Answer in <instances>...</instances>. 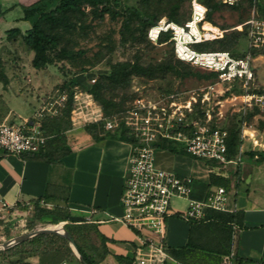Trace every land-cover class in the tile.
<instances>
[{
  "label": "built area",
  "instance_id": "1",
  "mask_svg": "<svg viewBox=\"0 0 264 264\" xmlns=\"http://www.w3.org/2000/svg\"><path fill=\"white\" fill-rule=\"evenodd\" d=\"M212 1L235 6L246 0ZM248 1L250 18L234 27H223L209 20L210 7L206 0H189L190 17L183 23L162 17L150 27L151 41L157 43L163 33L169 34L176 57L200 70L203 84L198 88L139 95L125 110L110 116L103 114L89 91L74 93L75 119L101 122L104 131L125 129L129 134L131 153L121 198L123 214L109 219L123 222L136 233L132 264H166L171 258L166 237L168 218L174 214L172 201L175 197L187 198L193 191L194 178L160 167L156 162L157 151H175L179 145L194 158L217 161L224 169L232 165L236 171L242 163L243 147L230 157L229 131L218 125L227 113L240 114L241 140L249 137L254 145L260 144L253 123L246 117L256 111L254 118L264 120V83L259 81L255 65V61L264 60V0ZM233 30L245 32L248 46L243 55L230 50L194 48L223 39ZM97 78L98 73H94L89 85ZM67 98L64 93L55 102H45L32 117L0 123V152L22 155L44 150L49 135L40 119L46 110L57 112L55 104L63 106ZM229 196L228 188L218 185L209 192L206 201L190 199L182 216L187 221L202 220L209 209L228 211ZM90 212L94 214L97 210ZM224 258L226 264H238L234 252Z\"/></svg>",
  "mask_w": 264,
  "mask_h": 264
},
{
  "label": "crops",
  "instance_id": "2",
  "mask_svg": "<svg viewBox=\"0 0 264 264\" xmlns=\"http://www.w3.org/2000/svg\"><path fill=\"white\" fill-rule=\"evenodd\" d=\"M37 1L39 0H0V47L9 44V29L19 27L26 31L30 28V22L23 19L24 9ZM35 70L39 74L34 79L33 87H38L36 93L40 97L37 99L26 96V100L36 104L35 110H38L46 98L43 92L52 86L53 79L45 72L47 68ZM9 96V93L0 94V123L31 117V114L22 113L27 112V101ZM113 133L115 132L110 136L101 133L95 138L81 126L68 130V146L71 151L55 163L0 152V209L25 208L27 205H34L33 200L47 196L49 202H40V206L59 207L69 214L71 218L61 220L62 225L69 223L75 226V236L82 247L92 245L91 248L96 253H87L97 264H125L117 256L128 259L129 264H132L137 244L136 233L123 222L109 219L110 216L123 214L121 198L131 153L130 143ZM157 164L188 175L179 169L177 163L171 166L159 162ZM262 170L260 165L247 168L241 163L240 177H234L232 183L236 190L230 192V206L228 211H224H237L240 216L241 227L235 226V237L229 252H234L238 264H264V192L258 190V186L264 184ZM206 177L208 176L205 179ZM245 184L247 188L242 190ZM203 185L197 182L189 197L173 199L174 214L167 221L168 247L184 246L189 241L191 226L187 225L186 219H180L175 213H184L190 199L206 201L209 187L203 193ZM92 209L97 212L92 214ZM55 217L58 218L57 215ZM28 262L40 264L41 257L32 256L28 258Z\"/></svg>",
  "mask_w": 264,
  "mask_h": 264
},
{
  "label": "rangeland",
  "instance_id": "3",
  "mask_svg": "<svg viewBox=\"0 0 264 264\" xmlns=\"http://www.w3.org/2000/svg\"><path fill=\"white\" fill-rule=\"evenodd\" d=\"M208 2L210 5L213 4L212 0H208ZM123 3L127 7H135L139 9V11L143 15H148L151 18H153L157 14L156 11H164V5L161 4L159 0H123ZM219 6L220 7L212 14L213 19L209 17L208 19L223 27H234L240 24L242 18L245 20L250 18L252 13L251 7L248 4H244L242 6L241 4H238L236 7L226 5ZM178 11L181 21L187 19L190 14L189 0L182 2ZM161 16L165 17L166 15L162 14ZM73 21L77 22V28L72 31V34L65 33L66 36L64 38V41H66V43L70 47H72L75 52L78 53V65H72L71 69L70 67H68V65L70 64L67 63H64L63 67L60 66V63L47 67V70H45V72L51 76L53 82L52 86L43 92V96L46 98L44 99L45 101L40 105L43 106L45 102H55L56 99H58L62 94L72 92V109L67 118H65L66 121L70 123L71 129L75 127L78 128L80 126L86 128L88 125L96 124L98 125V130L104 131L101 122L92 123L86 120H79L74 118L76 117V114L73 111L76 106L74 93L76 90L90 92V77L94 73H98V77L100 75H106L110 72L111 63L140 58L141 61L145 64H155L160 63L165 59H171L174 64L178 65L179 69L185 70L189 68V65L187 63L180 64L177 62V59L174 56L169 44H156L145 37L142 31H138L135 34L136 36H134L131 31L133 28L138 26V23L135 20L133 21L130 29L125 32V35L122 34L121 31L122 19L118 18L116 20H113L108 15H106L103 19H93L89 12V7L85 8L84 14L74 15ZM237 32L239 31L233 30L229 33ZM239 38V45L235 47L234 50L236 52L242 53L247 48L248 43L246 37L243 34L240 35ZM194 48L200 51L210 48V46L196 45L194 46ZM0 55L4 58V72L7 77V80L5 82L0 81V94L2 93V95H4L5 93H9V97H16L21 101H27L25 103L27 112L22 111V113L31 114L32 117L36 111L35 108H37V105H33V103L28 102L26 98H31V96H34L38 99L40 97L36 93L38 87H33L34 79H36L37 74H39V71L35 70L36 68H34L31 63L33 53L29 51L25 47V45L19 43L15 46L7 44L0 47ZM255 65L257 67L256 71L258 79L261 83H264V60L259 59L255 61ZM82 66L85 67L86 73L77 76L82 82L78 83L77 85H72L71 75L77 74V71ZM195 68L197 69V67ZM202 84L203 81L195 75L180 78L176 77L172 73H168L164 78L153 79L136 76L133 78L129 87L111 90L106 93V96L111 97L114 102L127 105L130 102L133 94L155 96L167 89H195ZM91 98H93L96 104L101 107V105L95 100L94 97ZM55 107L58 108L57 112H50L49 110H46V114L40 119L44 126H46V124L53 126L55 118H60L62 117V115L66 114L65 111L67 109V106H61L56 103ZM223 108L225 109V107ZM102 112L104 115H106L103 109ZM228 116L226 118H223L222 121L218 123V125L224 126L225 122L231 123L232 118H229ZM15 121L19 122L20 119L16 118ZM252 123L253 128L256 131V137L259 140L260 144L254 145L253 140L249 137L241 140L239 128L240 143L237 147V153L239 152L240 148L243 147L242 164L247 168L254 165H260L261 167H263L262 171L264 173V121L261 120V118H257L254 119ZM117 131H105V134L110 136L112 132ZM46 133L49 135V139L47 142L48 146L53 143L54 139H59V142L63 141L66 145H68L70 137V135L67 134L68 130H64L62 133L52 132L51 134H49L46 130ZM250 149H253L254 154L249 152ZM156 160L157 162L165 166H171L177 163L179 169H181L185 173H188V175L194 178V184L197 182L204 184L201 187L203 193L205 192L207 187H209L208 192H210L218 186L216 184H208L210 183L211 175L213 174L222 176L229 180V192L236 190L235 186L232 187L233 178L235 177V170L232 165L224 169L217 161L194 158L193 156L183 151V149L179 145L176 146L175 151H157ZM175 172L183 174L178 170H175ZM205 176H208L206 177L207 181L205 179ZM242 187V190L246 189L247 184ZM258 188L259 191L264 192V184L258 186ZM228 206H230V202L228 203ZM52 211H55L54 208H49L47 206L35 207L32 204L27 205L25 208L15 207L0 209V244L11 239H16L36 229L47 227L50 224L62 225L63 221L55 217ZM178 217L182 220H185L183 216ZM187 225L190 227V222H188ZM70 226L71 224L69 223H65L64 225V229L69 233ZM63 238L66 239L65 237ZM208 240L209 239L204 240L205 244H212L211 240ZM23 241H20L19 243L11 246L15 248H12L10 250L8 249L11 247L0 249V264H4L6 261L9 264H12L16 263L17 261L22 262L23 260L29 263L28 258L32 256L25 258L22 257L21 243ZM58 241H60L61 243L63 242L62 240L57 239L56 243H58ZM67 243L69 244L68 241ZM17 245L19 246L16 248ZM91 246V244L84 245L82 249L86 253L94 252ZM15 252H17V254H15ZM96 257L99 258L98 255H96ZM68 261L70 262V264H84L76 254L69 257ZM166 264H226V262L224 257L222 258L216 253L212 254L206 251H201L189 253L185 256L183 263L176 262L172 258H168Z\"/></svg>",
  "mask_w": 264,
  "mask_h": 264
},
{
  "label": "trees",
  "instance_id": "4",
  "mask_svg": "<svg viewBox=\"0 0 264 264\" xmlns=\"http://www.w3.org/2000/svg\"><path fill=\"white\" fill-rule=\"evenodd\" d=\"M152 1V0H150ZM164 6V11H156V15L151 18L148 15H143L139 9L135 7H127L124 5L123 0H39L24 9V20L30 22V28L26 31H22L19 27L9 29L7 31L8 45L15 46L19 43L25 45V47L33 53L31 59L32 66L36 69H45L51 65L60 63L70 64L68 67L72 68V65H78L77 52L70 47L64 38L65 33L72 34V31L77 28V22L73 21V16L78 14H84L85 8L89 7V12L93 19H103L108 15L113 20L122 19V34L130 29L133 21H137L138 26L133 28L131 33L135 34L139 31L143 32L145 37H148V31L159 19L162 18V14L168 20L183 23L189 17L183 21L179 18L180 4L186 0H159ZM157 2V1H156ZM206 2L209 4L208 0ZM242 5L248 4L251 6V2L246 0L239 3ZM238 5V4H237ZM237 5L233 6L236 7ZM210 12L208 17L213 19L212 14L220 6L213 2L209 4ZM245 19H241L244 22ZM245 36V32L227 33L223 39L216 41L201 43L199 45H209L210 48L205 50H230L235 55H243V52H236L235 47L239 45L240 35ZM150 40V39H149ZM153 42V41H152ZM156 44H169L172 52L175 55L172 41H169V34L163 33ZM254 52V51H253ZM177 59L178 63H187L180 59ZM188 69L181 70L178 65L174 64L171 59H165L160 63L145 64L140 58L127 61H117L111 63L110 72L106 75H100L96 82L90 85V93L95 100L101 105L106 116L117 114L125 110L129 103L133 101L138 94H133L130 102L127 105H123L118 102H114L111 97H107L106 93L118 89L127 88L130 86L132 80L136 76L153 78H164L168 73L174 74L176 77H189L195 75L200 78V70L195 66L187 63ZM71 72V71H68ZM86 73L85 67H80L77 74L71 75L72 85L81 83L80 78L77 76ZM7 77L4 72V58L0 55V81H6ZM178 90V88L167 89L161 93H170ZM68 98L65 103L67 109L66 114L60 118H55L53 126L46 124L43 127L49 134L52 132L62 133L64 130L71 129L70 123L66 121L68 114L72 109V92L67 93ZM256 111L251 112L246 118L248 121L253 122L254 114ZM229 115V116H228ZM232 118V122H225L224 126L229 131L228 146L229 156L233 157L237 153V147L240 143L239 139V125L241 117L239 113H227L226 117ZM225 117V118H226ZM261 120H263L261 118ZM264 121V120H263ZM98 125H88L86 130L90 132L95 138L99 137L101 133L105 134V131L98 130ZM114 136L129 142L130 137L125 129L119 130L113 133ZM171 148L170 146H167ZM174 150V149H172ZM71 149L65 142H59V139H54L53 143L42 150L39 153L22 154L24 158H35L40 160H46L51 163L58 162L60 158L68 153ZM254 154L253 151H249ZM241 164L238 165L235 171V177H240ZM223 185L228 188L229 180L218 175H211L210 185ZM35 207H40V202H49L47 196L35 199L32 201ZM55 211H52L60 220H68L69 214L62 208L55 207ZM176 216H182V213H175ZM191 224V234L189 241L186 245L180 247H168V253L176 260L183 262L185 256L191 252L206 251L208 253L217 254L220 257L226 256L233 244V234L235 226L241 227L240 216L237 211L223 212L213 209H209L205 219L202 220H189ZM70 234L76 241L81 253L85 260L89 264H97L93 257L86 253L75 236V226H70ZM62 240L61 243L58 241ZM211 240L212 244H205L204 240ZM54 240V241H53ZM208 240V241H209ZM22 245V257H30L39 255L41 257L40 264H59L63 261H68V258L74 256V252L66 239L55 233H40L33 236L21 243ZM209 245V246H208ZM19 245L16 246V248ZM15 248L11 247L8 250ZM7 250V251H8ZM17 254V252H15ZM22 258V259H23ZM117 258L125 263L129 264V260L122 256ZM16 264H28L24 260L22 262L17 261Z\"/></svg>",
  "mask_w": 264,
  "mask_h": 264
},
{
  "label": "water",
  "instance_id": "5",
  "mask_svg": "<svg viewBox=\"0 0 264 264\" xmlns=\"http://www.w3.org/2000/svg\"><path fill=\"white\" fill-rule=\"evenodd\" d=\"M55 233V234H58V235H61L63 237H65L67 239V241L69 242L71 248L73 249V251L75 252V254L78 256V258L84 263V264H89L83 254L81 253L76 241L73 239L72 235L66 231L65 229H60V228H48V227H43V228H39V229H36L32 232H29V233H26L16 239H11L7 242H4L2 244H0V249H6V248H9L17 243H19L20 241H23L25 239H28L30 237H33L35 235H38L40 233Z\"/></svg>",
  "mask_w": 264,
  "mask_h": 264
},
{
  "label": "bare ground",
  "instance_id": "6",
  "mask_svg": "<svg viewBox=\"0 0 264 264\" xmlns=\"http://www.w3.org/2000/svg\"><path fill=\"white\" fill-rule=\"evenodd\" d=\"M48 228H60V229H64V226L61 224H50L49 226H47Z\"/></svg>",
  "mask_w": 264,
  "mask_h": 264
}]
</instances>
